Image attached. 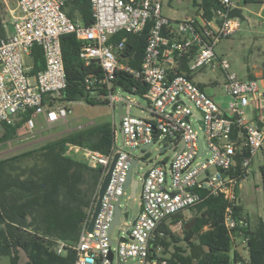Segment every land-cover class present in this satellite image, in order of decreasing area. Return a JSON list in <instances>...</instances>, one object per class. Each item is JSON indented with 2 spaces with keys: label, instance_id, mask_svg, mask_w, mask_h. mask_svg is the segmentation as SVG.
Wrapping results in <instances>:
<instances>
[{
  "label": "built area",
  "instance_id": "2783aa9c",
  "mask_svg": "<svg viewBox=\"0 0 264 264\" xmlns=\"http://www.w3.org/2000/svg\"><path fill=\"white\" fill-rule=\"evenodd\" d=\"M71 1L17 0L18 13L12 16L11 30L0 36V125L14 124L23 110L29 115L22 127L31 133L39 115L47 126L66 122L71 108L61 99L66 74L60 44V37L66 33H73L81 41L79 55L85 63L96 60L101 66L105 84L101 97L112 109L121 103L119 145L112 123L113 137L107 153L77 144H69L65 150L69 156L81 155L92 169H100V182L113 155H118L92 231L87 230L85 222L74 243L57 240L56 252L65 255L72 251V264H122L128 259L135 260L131 264H178L169 261L170 252L163 244L168 238L165 229L176 234L183 231L189 209L207 195H222L226 201L223 223L231 239V251L239 245L246 248L248 236L242 229L248 222L234 211L240 204L241 181L248 177L253 157L258 150L264 152V89L255 77L230 72L229 62L215 54L220 39L233 36L239 28L238 18L230 15L233 0H220L211 18L196 12L181 20L163 15L161 0H89L93 18L89 25L66 14L65 5ZM146 25L145 47L135 68L123 60L124 38L113 42L111 37L119 31L139 33ZM34 46H39L43 55L44 65L39 70H35L31 58ZM207 66L224 75L222 89L230 96L226 107L215 102L193 79L194 73ZM118 69L147 85V90L138 94L145 105L116 95L117 89H123L113 83ZM94 80L89 75L88 86ZM187 101L199 113L195 121L203 137L192 125L194 112ZM132 106L141 108L147 116L132 114ZM247 106L249 113L245 112ZM147 143L149 147L142 149ZM156 143L159 152L173 149L174 155L169 162L153 163L143 174V208L113 247L108 227L114 204L119 199L120 206L125 192L131 161L135 158V165L139 161L134 153L139 151L142 158ZM175 213H182L183 218L172 219ZM229 264L250 263L231 260Z\"/></svg>",
  "mask_w": 264,
  "mask_h": 264
},
{
  "label": "trees",
  "instance_id": "16d2710c",
  "mask_svg": "<svg viewBox=\"0 0 264 264\" xmlns=\"http://www.w3.org/2000/svg\"><path fill=\"white\" fill-rule=\"evenodd\" d=\"M241 1L245 4L261 2ZM191 2L195 12H202L209 18L221 5L220 0ZM64 9L69 17H78L85 25L93 22L89 0L67 2ZM4 13L0 0V36L5 35L7 29ZM230 15L240 17L241 10L233 7ZM147 29L148 25L139 33L119 31L111 37L113 42L124 38L123 60L132 67L140 65ZM60 44L66 74V87L61 99L65 102L84 100L90 104H107V100L101 97L105 94V84L102 82L103 70L98 62H84L79 55L82 43L73 33L63 34ZM31 58L35 70L43 67L39 46L33 47ZM89 75L95 80L88 86L86 79ZM113 83L135 94L147 90L145 83L121 69L116 70ZM28 115L29 111L23 110L14 124L2 123L0 142L13 139ZM112 137V124L106 122L79 128L33 148L0 157V255L8 256L10 264H72L73 252L58 254L56 242L61 239L74 243L83 224L88 223L89 211L97 196L100 169H92L83 159L65 154V150L69 144H77L107 153ZM260 173L264 190V165L260 167ZM225 205L222 195L203 196L198 204L189 209L193 214L188 220L193 217L196 219L190 229L185 230L183 227L182 237L165 229L168 238L163 244L166 251L170 252V262L229 264L234 260L264 264V222L259 218L252 228L248 224L242 229L248 236L246 258L237 251L230 254L231 239L223 223ZM234 213L242 215L240 204ZM181 241L190 247L200 244L205 250L194 260L179 245Z\"/></svg>",
  "mask_w": 264,
  "mask_h": 264
},
{
  "label": "rangeland",
  "instance_id": "374dc122",
  "mask_svg": "<svg viewBox=\"0 0 264 264\" xmlns=\"http://www.w3.org/2000/svg\"><path fill=\"white\" fill-rule=\"evenodd\" d=\"M241 9V15L238 18L239 28L237 32L230 37L220 39L215 45L214 51L218 58L226 59L229 64L230 72L236 73L239 77H246L248 74L255 77L260 88L264 89V20L250 11H255L259 4L258 2L243 3L239 0H234ZM161 10L163 15L172 20H181L186 16L193 15L196 9L193 7L191 0H161ZM5 20H8V15L4 13ZM207 66L200 72L193 74L195 82H199L205 90L212 95V99L219 103L222 107H226L230 96L223 91L222 84L224 75L217 69L211 70ZM213 82V84H209ZM116 95L137 102L139 105H145L146 101L140 95L130 93L123 89H117ZM71 112L66 117V122H57L54 125L47 126L42 116L39 115L35 119V132L31 133L21 127L17 135L8 141L0 142V157H7L23 150H27L38 146L48 140L60 137L66 133L74 131L79 128L98 125L101 123H114L116 131V142L119 145L121 141L119 119L117 110L112 109L106 103L90 104L84 100L69 102ZM194 112L192 116V125L198 131V135L203 137L201 130L198 127L195 117L199 115L193 109L190 102L187 101ZM250 107L245 108V112L249 113ZM131 113L136 116H147L144 110L137 106H132ZM2 126L0 125V134L2 133ZM134 155L139 158V161L132 169V178L139 180L136 188V194L131 196L132 189L130 186L126 187L125 192L120 201V208L122 212L127 211L128 217H121L120 225L113 228L111 238L114 240L113 247L117 245V239L125 232L126 228L131 224L132 220L137 216L140 207V192H141V178L143 174L157 161L166 160L169 162L174 155V150H166L159 152L158 144H153L147 154L141 158L140 152L137 151ZM82 159L81 155L74 156ZM146 160L147 162L143 161ZM264 165V152L258 150L252 159L248 177L241 181L238 197L242 206V215L247 218L250 228H252L259 218L264 222V190L262 177L260 174V167ZM192 212L186 215L187 221L192 217ZM177 234L182 237L183 231L177 230ZM187 252L190 246L186 242H179ZM205 250V248L203 247ZM171 250V248L169 249ZM239 252L243 257H247V250L243 246H238ZM232 254V251H230ZM23 257V256H22ZM134 259H128L122 264L134 263ZM0 264H10L8 256L0 255Z\"/></svg>",
  "mask_w": 264,
  "mask_h": 264
},
{
  "label": "water",
  "instance_id": "95a60500",
  "mask_svg": "<svg viewBox=\"0 0 264 264\" xmlns=\"http://www.w3.org/2000/svg\"><path fill=\"white\" fill-rule=\"evenodd\" d=\"M261 15L264 16V8L261 12ZM117 116L119 121L121 120L123 113H122V109H121V103L117 104ZM120 125V124H119ZM150 143H147L145 145H143L141 148L142 149H147L149 147ZM164 148H161V150H163ZM133 150V149H132ZM117 153H115L110 161V164L108 165V168L104 174V176L102 177V180L98 186V190H97V196H96V200L94 202V206L90 215V218L88 220V224H87V230L88 231H92L93 226H94V222L96 219V216L98 214L99 208H100V203H101V199L104 195V192L107 188V185L109 183L110 180V176H111V172L113 169V166L115 164L116 158H117ZM136 163V159L133 158L131 161V165L130 168L127 172L126 175V179H125V187L130 186L132 189V194L131 196H135L136 194V188L138 186V180L137 179H133L132 180V168L134 167ZM146 174H144L145 176ZM143 208L142 202L140 201V207H139V211H141ZM121 214L123 215L124 218H126L128 216L127 211L122 212L121 213V208L119 206V199L115 202L114 204V214H113V218L109 224L108 227V232L110 233L113 228L115 227V225H118L120 223V216ZM172 219H182L183 218V214L182 213H175L171 216ZM195 217L191 218L190 220H188L187 222L184 223L183 227L185 230H188L192 227V225L194 224L195 221ZM135 222V218L132 220V223ZM110 241H112V239L110 238ZM204 252L203 247L200 244H195L192 247H190L189 250V254L191 256L192 259L197 260L199 258V256ZM112 257V253H109V258Z\"/></svg>",
  "mask_w": 264,
  "mask_h": 264
},
{
  "label": "crops",
  "instance_id": "0c3cea01",
  "mask_svg": "<svg viewBox=\"0 0 264 264\" xmlns=\"http://www.w3.org/2000/svg\"><path fill=\"white\" fill-rule=\"evenodd\" d=\"M239 1H241V0H239ZM1 2L3 4L4 12H6V14L8 15V20H5V18H4V22H6V25H7L6 32H9L11 30V24L10 23H11V20H12V16H13V14H15V13L17 14L18 13V11H17V0H1ZM258 4H259L258 8L255 11H250V12L254 13L255 15H257L259 17H263V20H264V16L261 15V12H262V10L264 8V0H261V2H258ZM233 5H234V7H238L240 9L239 5H237L234 2V0H233ZM239 26H240V24H239ZM235 251H237V253L242 256V254L239 252L238 248H236ZM233 252L234 251H232V254H233ZM243 258H246V257H243Z\"/></svg>",
  "mask_w": 264,
  "mask_h": 264
}]
</instances>
